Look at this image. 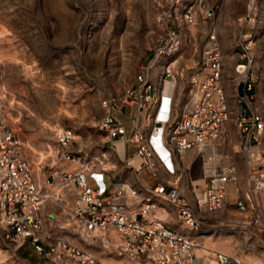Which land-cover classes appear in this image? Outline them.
Masks as SVG:
<instances>
[{
	"label": "built area",
	"instance_id": "2783aa9c",
	"mask_svg": "<svg viewBox=\"0 0 264 264\" xmlns=\"http://www.w3.org/2000/svg\"><path fill=\"white\" fill-rule=\"evenodd\" d=\"M189 2L174 0L172 25L152 48L149 62L136 73L133 85L123 88L118 100L101 101L105 114L97 127L105 133L107 149L112 150L117 139L131 146L139 157L136 170L147 172L151 182L108 186L102 175L106 150L91 157L74 153L69 149L74 136L69 127L54 133L50 161L38 160L50 166L39 180L20 137L0 112V228L12 247L27 243L46 264H109L69 234L47 229L42 209L49 201L61 205L47 215L49 226L64 219L63 225L92 239L112 229L117 236L112 240L115 251L137 262L196 264L193 252L197 247L206 250L203 264H235L234 256L208 249L201 240L205 234L202 215L228 203L240 213L252 210L251 221L262 230L264 240V207L252 203L253 195L264 197V111L255 103L254 92H249L253 84L245 66L250 58L244 52L248 42L241 44L243 62L234 66L235 109L223 83L222 48L214 27L207 30L198 49L182 100L183 89L176 79L183 70L174 67V56L182 49L184 28L195 24L201 7L197 0ZM205 12L209 15L212 10ZM152 65L158 67L156 79L145 75ZM126 106L135 110L129 127L120 117ZM230 123L246 165L241 177L227 147ZM189 152L193 158L187 156ZM194 158L199 159L201 184L192 182ZM182 176L187 178L185 187L178 182ZM240 184L243 193L230 202V187L238 191ZM55 185L60 193L54 192ZM164 204L185 231L165 223L157 211L166 209ZM104 239L109 240L106 235Z\"/></svg>",
	"mask_w": 264,
	"mask_h": 264
},
{
	"label": "rangeland",
	"instance_id": "374dc122",
	"mask_svg": "<svg viewBox=\"0 0 264 264\" xmlns=\"http://www.w3.org/2000/svg\"><path fill=\"white\" fill-rule=\"evenodd\" d=\"M197 1L201 7L195 24L184 28L182 49L174 56V67L183 70L176 79L183 89L182 100L198 49L207 30L214 27L222 48L223 83L230 104L237 80L234 66L243 62L241 44L248 42L244 52L250 62L245 71L254 86V101L264 111V0ZM173 4L174 0H0V112L20 137L39 180L50 170L43 162L50 158L54 133L62 128L73 129L69 149L74 153L91 157L107 149L105 133L97 127L105 114L101 101L108 97L118 100L122 89L133 85L136 73L149 62L152 48L172 25ZM206 10L212 12L207 15ZM157 71L152 65L145 75L156 79ZM143 177L144 182L151 180L147 172ZM53 188L60 193L56 185ZM45 205L47 211L61 207L51 201ZM214 213L206 224L202 222L203 245L231 253L235 264L257 260L263 264V232L250 215ZM212 218L218 222H211ZM63 221L49 226L47 219V229L53 234H69L105 261L114 258L106 261L109 264H150L104 246V235L117 239L112 229L97 233L92 242ZM0 264L46 262L26 243L12 247L0 228Z\"/></svg>",
	"mask_w": 264,
	"mask_h": 264
},
{
	"label": "crops",
	"instance_id": "0c3cea01",
	"mask_svg": "<svg viewBox=\"0 0 264 264\" xmlns=\"http://www.w3.org/2000/svg\"><path fill=\"white\" fill-rule=\"evenodd\" d=\"M238 90L240 93L243 92L242 82L239 83ZM249 92H255L254 86L249 90ZM231 106L233 109H235V106H236L235 98H234L233 104H231ZM134 111L135 110L133 107L126 106L124 108V112L121 113L122 114V116H121L122 122H124V124L126 126H128L130 124L129 118H130V115L132 114V112H134ZM227 142H228L227 147H228V149H230V155L233 159V162L236 164L239 176L241 177L245 171L246 165H245V162L243 159V155L239 150V142L237 139L236 130H235V127L232 125V123H230V133H229ZM114 144H115V147L112 150L106 149L107 160L105 162V166H104L105 169L103 170V174H102L103 180L105 181V183L108 186H115V185H119V184H130V185H137V184H141V183L147 184V183L151 182L152 180H150L149 182L148 181L144 182L143 175L145 172H139L136 170V168L139 164V157L134 153L133 148L131 147L132 150H130L129 147L127 146V144H125L122 140H119V139L115 140ZM106 146H108V144ZM187 156L190 158H193L192 157L193 154H191L190 152L187 154ZM192 169H193V171H192V174H193L192 182L197 183V184H201L202 180L199 177L200 172H199V159L198 158H194ZM173 177L174 176H170V179ZM186 179H187L186 176H182L181 178H179V181H178L179 184H181L183 187H185ZM241 189H242V184H240V188L238 189V191H236L235 188L230 187V200H229L230 202L234 201V197L237 196V194L241 195L243 193L241 191ZM252 199H253L252 203L255 206H257L259 208L264 207V197L262 194L253 195ZM189 201H191V200H189ZM164 205H165L166 209L159 208L157 211L162 218H165V223L168 226H170L171 228H174V229L179 230V231H185V228L183 229L179 225L176 224L178 221L176 220L175 216L173 215V213L171 211L167 210V209H169L167 207V205L166 204H164ZM44 208L46 209V205H44V207L42 209V213H43L44 219L47 220V218H48L47 215L50 214L52 207H49L51 210H48V211L45 210ZM219 211L225 212V215H227L229 217H230V214H233V213L234 214L237 213L238 215H242L243 217H245V215L249 214L250 220L252 219V214H253L252 210H248L245 213H240L237 211V209L235 208L234 205L229 204V203L226 204L225 207ZM211 214H213V213H211ZM211 214L207 213V214L202 215V222L204 220V224H206L205 221L207 219H210L209 216H211ZM214 214H216V212ZM222 219L226 220V221L229 220L228 217H224ZM214 220L218 222V219H214V218H212L211 222H213ZM212 243H215V242H212ZM205 247L208 249H216L215 248L216 246H205ZM212 247H214V248H212ZM216 250H218V249H216ZM205 251L206 250L204 248H195L194 249L193 255H194V260H195L196 264H203L202 257H203V254L205 253Z\"/></svg>",
	"mask_w": 264,
	"mask_h": 264
},
{
	"label": "bare ground",
	"instance_id": "6f19581e",
	"mask_svg": "<svg viewBox=\"0 0 264 264\" xmlns=\"http://www.w3.org/2000/svg\"><path fill=\"white\" fill-rule=\"evenodd\" d=\"M27 72H29V71H27ZM103 234V233H102ZM99 235V234H98ZM84 239L86 238V237H83ZM86 239H88V240H92V242H94L96 239H91V238H86ZM103 243H104V246H109V245H111L112 246V244H113V241L112 240H105L104 238H103ZM92 242H90V243H92ZM197 248V247H196ZM227 253V252H226ZM96 254V253H95ZM231 254V253H230ZM102 258V257H101ZM104 258V257H103ZM102 258V259H103ZM104 260V259H103ZM264 260V259H263ZM106 261H109V262H112V261H114L113 259H106ZM140 264H141V262H140ZM249 264H260V262H259V260H257V261H253V262H250Z\"/></svg>",
	"mask_w": 264,
	"mask_h": 264
}]
</instances>
